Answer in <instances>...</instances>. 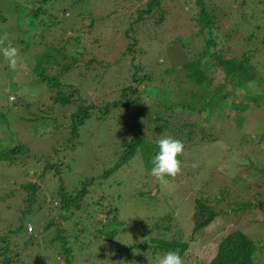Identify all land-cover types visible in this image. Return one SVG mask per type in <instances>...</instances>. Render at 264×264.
Wrapping results in <instances>:
<instances>
[{
    "label": "rangeland",
    "instance_id": "obj_1",
    "mask_svg": "<svg viewBox=\"0 0 264 264\" xmlns=\"http://www.w3.org/2000/svg\"><path fill=\"white\" fill-rule=\"evenodd\" d=\"M206 1L207 4L217 5L214 21L218 34L224 39L221 47L226 50L225 56L247 57L257 71L258 88L247 87L248 91L245 93L234 89L233 101L245 105L244 108L236 112V108L224 107L221 116L216 118L211 114L209 121L203 120V113L201 115L192 111L188 114L187 111L179 110L178 106L173 108L177 116L181 114L185 119L208 127L217 139L187 148L179 157L182 161V174L175 178L169 177L167 185L157 183L149 174L155 155L153 148L145 159L141 148L137 147L129 159L113 168L105 177H99L88 197V200H94V204L90 203L86 207L90 211V217L74 210L69 213V222H61L69 232H74L72 221L77 217L80 224L88 222L85 227L88 233L84 239L91 237L92 244L78 252L74 251L75 263L86 264L89 259V264H126L123 252L116 251L118 247H127L144 239L148 248L129 247L128 257L133 258V264H138L135 259L139 255L142 257L141 264H148L147 257L151 264H155L156 258L164 252L154 242L147 240L161 235L152 225L155 221L162 222L163 216L168 215L169 220L180 229V241L187 243V248L181 255L185 264L209 261L221 237L231 229H239L253 241L256 247V264H264V136L260 134L264 127V45L260 44L259 39H252L247 44V40L241 36L250 33L253 25L248 20L258 23L259 16L261 28L252 29L256 31L258 38L264 35V6L258 2V10L254 8V13L245 7L247 4L240 3V0ZM146 2L147 0H47L44 4L39 0H0V39L6 37L3 46L12 43L24 58V68L13 72L4 57L0 56V147L10 148L21 143L26 149L25 153L21 150L15 164L6 167L0 162V195L7 192V189H16L15 193H11V199L9 197V201L3 202L4 207H0V217L4 216L10 222L16 219L22 196L18 192V185L27 180H36L41 171L42 159H60L66 164L62 166L64 169L61 180L65 188L70 189L75 185L77 177H96L95 173H103L112 167L128 139L126 131L129 129L125 122L108 114L102 118L90 116L84 119L78 126V137L73 140V148L63 142L70 107L52 103L45 86L33 76L31 66L36 64V55L42 46L31 43L34 39L38 41V35L30 27L36 18L29 9L39 4L44 6L38 12V19L43 25L56 20L50 29L48 27L42 33L44 38H39L40 43L48 46L49 41L54 44L59 42L60 46L63 38H68L69 41L77 38L78 44L74 43L70 47L86 50L101 61V66L104 67L98 84L105 91L116 80L118 70L127 68L131 61L139 65V75L147 73L150 77L145 82L148 84L145 87L148 95L143 96L145 104L157 106L158 99L167 100V92L180 89L184 94L190 86L183 80L180 65L193 57L191 52L199 49L202 41L195 33L190 18L196 10L194 0H161L160 6L167 9L161 25H154L155 16L145 15V23H149L151 28L141 29V33L137 30L133 34L128 29L127 22L132 12L142 8ZM253 5L254 2L250 3V6ZM221 6L223 9H219ZM125 30L137 40L135 51L131 53L133 57L123 53L129 41L124 34ZM74 67L73 72L69 70L65 80L76 85L80 93L79 83L90 72L83 65ZM221 81L222 73L216 68L211 74L210 83L214 85ZM225 87L229 90L228 85ZM137 88L143 90V84L138 83ZM102 89H97L92 82H88L81 94L86 98L89 95L98 96ZM182 94L178 91L175 98H180ZM229 98L227 96L225 99ZM126 120L129 121L128 116ZM239 122L242 124L237 127ZM141 132L147 139L152 135L145 127L141 128ZM162 137L165 135H157L153 140L156 145H151L157 152V141ZM36 158H41L40 162ZM194 163L199 167L194 168ZM239 166L248 168L249 172H243ZM41 176L43 180L39 182L42 193L35 197L34 203L43 200L45 204L46 199L54 195L52 191L57 182L56 178L51 177L50 171H43ZM196 194H208L216 199L226 198L223 204L211 200V206L214 205L211 207ZM241 205L245 207L241 209ZM212 211L215 217L210 223L190 234L193 222L203 219ZM56 214L57 209L44 215L37 214L34 221H24L25 231L15 239L19 246L18 250L15 249L19 253L18 264H61L59 257L40 241L49 232L41 231L40 226L47 216L58 220ZM99 222H104L100 228L104 233L94 237L91 234L98 230ZM0 224L4 227V222ZM106 232L113 233L110 234L112 240L105 238ZM28 233L35 234L38 241L35 243L33 238L32 243L29 240L24 245L23 241ZM71 243L75 248L78 240ZM95 250L108 253V259ZM94 253L98 255L93 256Z\"/></svg>",
    "mask_w": 264,
    "mask_h": 264
},
{
    "label": "trees",
    "instance_id": "obj_2",
    "mask_svg": "<svg viewBox=\"0 0 264 264\" xmlns=\"http://www.w3.org/2000/svg\"><path fill=\"white\" fill-rule=\"evenodd\" d=\"M39 1L44 4L47 3V0ZM206 2V0H194L196 10L194 16L190 17L194 25L195 33L198 34L202 41V46L194 52L188 50V52L193 54V57L188 58L187 61L180 65L183 71V80L190 86L184 94H182L183 92L180 89L167 92L169 96L167 100L158 99L157 106L156 104H145L143 96L145 94L148 95L145 91V87H147L146 85L148 84H145V82L149 81L150 77L147 73L139 75V65H135L131 61L127 68L118 70L119 72L118 75H116V80L107 87L109 90L105 91V88L98 84L101 77V70L104 67V65L101 66V61L96 60L95 57L86 50L80 51L77 47H70V45L74 43V45L78 44L77 38L71 41H69L68 38H63L60 46H58L59 42L56 43V45L49 41L48 46L45 43H40L39 38H44L42 33L46 28L49 27L50 29L51 24L56 22V20L53 19V21H50V24L45 23L43 25L38 19V12L40 13V10H43L44 6L41 7L39 4L29 9V12H32V15L36 18V20L31 23L32 25H30V27L33 30L35 29L34 31H36V35H38V41L34 39L31 43L34 42V45L42 46L39 47L40 49L37 52L36 64L31 66V68H33L31 69L33 76L37 82L45 86L48 92V98L52 103L70 107L69 120L66 124L67 129L63 142L67 143L69 148H73L75 146L73 140L78 137V126L84 119L90 116L102 118L108 114H113L118 120L125 122V126L129 129L126 131L128 139L122 148L120 157L112 167L104 170L103 173H95L97 174L96 177L93 175V177H77L75 185L70 189H66L61 180V172L64 169V167L62 168L64 164L62 160H54L50 157L42 159L41 171L37 174L36 180H27L18 185V192L20 191L23 197L21 196L20 200L21 206L17 208V213L15 215L16 219L10 222L4 216L0 217V223L4 222V227L0 224V264H18L19 253L16 250H18L19 246L15 239L22 235L21 232L25 231L24 221H34L37 214L40 213L44 215V213H49L51 210L55 209H57L56 218H58V220L52 216H47L44 223L40 226V229L41 231L49 232H46V235L42 236L40 241L44 243V247L52 251L54 255L56 254V257H59L61 264H81L80 262H74L75 258L73 255L74 251L78 252L82 248L92 244L90 241L91 237L84 239L86 233H88L85 229L88 222L84 224L81 222L80 224L79 217L74 219L72 221L75 228L74 232H69L70 230L65 228L61 222H69V213L74 210L80 211L81 215L90 217V211H87L86 207L90 203L94 204V200H88V197L91 196L93 185L95 181H98L99 177H105L109 171L116 168L123 161L129 159L135 153L137 147L141 148V154L145 156V159H147L152 148L153 153L156 154V149L151 145H156L153 143V140L157 135L164 134L168 136L171 134L172 137L183 141L185 150L192 145L198 146L217 139V136L208 130V127H204L199 122L185 119L181 114L177 116V113H174L173 110L176 106H178L179 110L182 112L187 111L188 114L192 113V111H194V113L196 111V113L199 114L203 113V115H201L205 121H209V116L211 114H214L216 118L221 116V110H223L224 107L236 108V112L244 108L245 105H239L233 101V90H241L242 93H245L248 91L246 89L247 87L258 88V81H256L258 79L257 71L255 67L251 65L247 57L238 58L236 56H225L226 50H224V47H221V45L224 44V39L218 34L214 21L216 18L215 9L217 5L207 4ZM252 2H254L255 5L250 6ZM258 2L264 6L262 4L264 2L263 0H240V3L247 4L245 7H248L254 13V8L258 10ZM160 4H162L161 0H147L142 8H137L134 13L132 12V16L127 22L128 29L134 34L137 30L138 32L140 30L141 33V29L147 30L151 28L149 23H145V19H147L146 16L149 14L152 17L155 16L154 25L160 26L167 10L163 9ZM219 9H223V6L219 7ZM48 11L50 10L48 9ZM248 22L253 25V28L255 27V29L258 30L262 26L260 16L258 23H251L252 20H248ZM35 24H37V27H35ZM252 27H250L251 30L249 34L241 36L247 40V44H249L252 39H259L260 44L264 45V35L258 38L255 33L256 31L253 30ZM127 30L124 31V34L129 38V41L123 53L124 55H131V53L133 54L135 51L134 45L137 40L131 37ZM239 33L242 34L241 32ZM33 38H36V36ZM196 42H198V40H196ZM49 46H51L50 50ZM184 49H186V47H184ZM0 56L2 58V53H0ZM130 57L133 56L131 55ZM78 65H83L85 70L90 72V74L84 78L83 82L79 83L80 93L76 85L68 83L65 80L66 77H68L67 73L69 70L73 72L76 68L74 66ZM216 68L221 71L223 81L213 85L210 83L211 74ZM122 70L124 71L121 73ZM88 82H92L97 89L104 88L100 95H89L88 98L82 96L81 91L85 89V85L88 84ZM138 83L143 84V90L137 88ZM227 85L229 90L225 89ZM185 87H187V85H185ZM178 91L182 96L180 98H175ZM227 96H230V98L225 99ZM127 116L129 121H125ZM237 124L238 127L242 123L239 122ZM142 127L152 132L150 138L148 137L147 139L141 132ZM260 134L264 136V127ZM21 145V143H16L10 148L0 147V162L6 167L15 164L19 160L18 156L21 154V150H23V153L26 151ZM40 159L41 158H36V161L40 162ZM146 161L147 160H145V162ZM239 169H242L243 172H249L248 168H244L243 166H239ZM46 170L50 171L52 178H56V188L52 191L54 195L46 199L45 204L43 200L42 202L34 203L35 197L39 193H42L40 191L39 181L43 180L41 174ZM15 191L16 189H7V192L5 191L0 195V202H2L0 207H4L3 202H5V200L9 201L11 193H15ZM197 196L210 206L211 200L214 202H222L223 204L226 198L220 199L219 197V199H216L208 194H199ZM83 200L84 202L82 203ZM247 205H249V203H247ZM244 207L243 205L240 206L241 209ZM163 217L162 222L155 221L152 225L161 235L150 237L147 241L154 242L164 253L172 250L178 251L180 255H182L187 248V243L185 241H180V229L175 223L169 220L168 215H164ZM214 217L215 214L214 211H212L203 219L195 223L193 222L190 234L209 224ZM104 218H106V216ZM103 225L104 222H99L98 230H96L98 234L94 230L91 235L96 237L99 234H103L104 232L100 229ZM35 227L37 228V226ZM91 229H93V227H91ZM110 234L113 233L106 232L104 235L109 241L112 240V235ZM32 239L35 243L38 241L35 234L28 233L23 241L24 245L29 240L32 243ZM75 240H78V243L74 248L71 242ZM147 245L148 243L142 239V241L134 244L132 243L127 247L120 245L118 247L119 249L115 250H121L123 252V258L126 260L125 262L123 261L124 263L133 264V258H131V256L128 257V255H130L128 252L129 247H135L137 249V247L144 248L146 246L148 248L149 245ZM95 251L103 253L102 256L108 259V253L105 251ZM255 251L256 247L249 237L243 234L239 229H231L221 237L216 245L215 253L209 261L202 264H256ZM95 255L98 254L94 253L93 256ZM136 258L135 261L141 264L142 257L139 255ZM86 262H88L86 264H89V259Z\"/></svg>",
    "mask_w": 264,
    "mask_h": 264
},
{
    "label": "clouds",
    "instance_id": "obj_3",
    "mask_svg": "<svg viewBox=\"0 0 264 264\" xmlns=\"http://www.w3.org/2000/svg\"><path fill=\"white\" fill-rule=\"evenodd\" d=\"M5 39L6 37L0 39V46L4 45ZM0 53H2L11 71L16 72L24 68V58L21 56L20 50L11 43L0 47ZM157 144L158 152L152 158L153 167L149 174L157 183L167 185L169 177L175 178L182 174V161L179 157L184 154L185 144L180 139L170 135L160 138ZM192 166L194 168L199 167L196 163ZM147 259L148 264H151L149 257ZM155 264H185V261L178 251L170 250L157 257Z\"/></svg>",
    "mask_w": 264,
    "mask_h": 264
}]
</instances>
